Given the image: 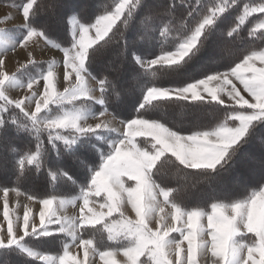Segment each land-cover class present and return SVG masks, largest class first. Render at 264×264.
I'll return each instance as SVG.
<instances>
[{
  "label": "snow or ice",
  "instance_id": "1",
  "mask_svg": "<svg viewBox=\"0 0 264 264\" xmlns=\"http://www.w3.org/2000/svg\"><path fill=\"white\" fill-rule=\"evenodd\" d=\"M240 3L112 0L96 14L61 0L12 5L22 24L19 35L0 28V53L20 48L28 59L9 73L0 55V176L16 177L14 187L0 188V256L19 252L40 264H97V257L100 264H200L203 255L210 264H264V47L228 51L255 14L247 35L264 43V0ZM233 9L234 26L218 36ZM41 16L47 21L36 23ZM40 41L63 54L62 91L56 61H37L29 51ZM100 57L105 64L96 71ZM209 62L218 67H205L199 78L188 74ZM17 88L23 96L8 94ZM163 104L209 108L212 120L169 126L152 118ZM23 136L31 140L22 144ZM239 169L246 174L240 192L213 190L193 202L200 184L211 187ZM33 174L53 188L43 198L26 194L39 209L25 204L21 215L9 193L20 196L19 182ZM61 182L78 194L56 192ZM68 205L78 215H63ZM58 239L54 254L31 246Z\"/></svg>",
  "mask_w": 264,
  "mask_h": 264
},
{
  "label": "trees",
  "instance_id": "2",
  "mask_svg": "<svg viewBox=\"0 0 264 264\" xmlns=\"http://www.w3.org/2000/svg\"><path fill=\"white\" fill-rule=\"evenodd\" d=\"M1 3L6 4H19L21 0H0ZM43 2H47V0H43ZM63 3L67 4H75L80 6H86L87 11L96 14L100 11H102L105 7H108L111 5L112 0H61ZM194 2V0H193ZM213 2V0H202L203 4H209ZM243 2H246V0H241L240 7L243 6ZM183 12L182 8L177 9V15L179 16ZM238 14V9L230 10V12L224 17L223 21L220 22V27L217 29V35H226V32L230 29V27H233L234 24L232 21L234 20V16ZM259 18L258 14H255L253 17L249 18L250 22H246L247 26H242L241 30L239 31L238 35L235 36L234 39L230 40V48L229 53L230 54H240L245 49L249 47H264V43H261L259 40L253 41L252 38L248 37L247 32L250 27L253 26V24L256 22V20ZM47 17L41 16L37 19L36 23H44L47 21ZM162 27V25H161ZM158 35V33H157ZM54 41L59 42L58 39L53 35L51 37ZM67 46V45H63ZM37 61H47V60H37ZM105 64V58L100 57L97 60V64L95 66L96 71L102 69ZM207 67L208 69H216L218 65L216 63L210 62L204 66L201 64L194 65L191 69H189V75L195 76L196 78H199V73L204 70V68ZM31 70V69H30ZM219 70H223L220 68ZM96 71H94V75L96 74ZM163 86H167V83H164ZM128 111H131L128 110ZM128 111L121 112L120 118L123 119L127 116ZM211 112V109L209 108H192L191 106L187 104H181V105H171V104H163L160 108L155 110V112L152 114V118L160 119L162 122H166L169 126H176L180 125L184 129L190 128L194 123H201V124H208L211 122L212 117L209 114ZM29 140H31V137L23 136L20 139V143H27ZM252 149L258 151V146L253 145L250 146ZM54 155V154H53ZM71 162L70 160L68 161ZM166 176L163 177L165 180H169L173 172V169L171 166H166L165 168ZM234 174V172H229L224 175L225 177H228L230 175ZM240 179V178H239ZM238 179V180H239ZM246 179V178H245ZM241 183L243 180L240 181ZM240 183V185H241ZM20 190L24 191L27 194L33 195L37 198H43L46 196L53 188V185L45 186V181L43 178V175H29L28 177L22 179L20 182ZM16 185V177L9 174L7 176H0V186L2 187H9L12 188ZM240 185L238 187H235L233 190H226V192L219 190L222 186V182L219 181H212L211 187H209V184L202 183L198 186V191L196 193H193V202H198L201 200L202 197H206L208 194L205 190L209 187L216 189L217 193H236L241 191ZM204 186L206 187L204 189ZM56 192L62 193L66 196H74L78 194L79 189L77 188L75 191H71L70 185H65L63 182L56 185ZM87 238V237H85ZM98 240L100 239L99 234H97L96 237ZM31 246L34 247L37 250L40 251H47L49 253H55L57 252L61 247L62 244L60 240L55 241H49V240H41V241H33L31 242ZM5 259L7 260V264H40V262L34 260L33 258L26 257L19 252H11L6 257L0 256V264H5Z\"/></svg>",
  "mask_w": 264,
  "mask_h": 264
},
{
  "label": "rangeland",
  "instance_id": "3",
  "mask_svg": "<svg viewBox=\"0 0 264 264\" xmlns=\"http://www.w3.org/2000/svg\"><path fill=\"white\" fill-rule=\"evenodd\" d=\"M254 2H259V0H254ZM12 5L13 4H6V3H1L0 2V28H4L5 26H8V25L9 26H19L18 24L22 23V17L20 15L18 9L13 7ZM6 10L9 11L8 14H7ZM4 11L6 13H4ZM5 17H8V19H5ZM17 30H18V35H19L20 29H17ZM41 43L43 44V46L46 45V47H43V49L44 48L45 49H50V50H53L54 52L53 53H50V52L49 53H44V51L39 49L38 53L37 52L33 53L32 52V47L35 46V45H31L30 48H29V51H31L33 53V58H38L39 60H43L42 58H44L46 56H49V57L55 56L53 58H54V60L57 63L56 69L59 70V74H57V88L58 89L62 88L61 70H62L63 65H62V60H61V54L56 48H53L49 44L48 45L45 44L44 41H41ZM38 45H39V43H38ZM36 46H37V44H36ZM19 49L20 48H16V50H19ZM15 51H12L11 49H9L6 53H0V55L4 54V55L7 56L8 54H13ZM27 59H28V54H27V52H25L22 56L15 58L14 65L11 68H9V69H12L11 71H13V69L17 68L20 64L25 63L27 61ZM9 73H11V72H9ZM94 85H95L94 81H90L89 82V86H94ZM40 90H42V82H41V85H40ZM8 94L10 96H12L13 98H18V97L24 95V90L23 89H19V88L12 89V91L8 92ZM128 110H130V109H128ZM116 126H119V125L116 124ZM245 178H246L245 171L243 169H239V175L236 172H234V174H232V175H230L228 177H225L223 179L222 186H221V188L219 190L224 191V192H226V190H228V189L229 190H231V189L233 190L235 187H238L240 185V183H241L240 181L241 180L244 181ZM206 187L204 186V189ZM0 188H2V186H0ZM213 190L217 191L216 189H214V187H212V188L208 187L205 190V192L207 191V193H210ZM20 191L22 193L20 196H17L16 193H14V192H10L9 193V205H10V207H12L13 204L18 202L19 205H20L18 211L20 212L21 215L23 213V206L25 204H28L30 207H33L34 210L38 211L39 206L37 204H33L32 202L28 201L27 198H26V194L27 193H25L22 190H20ZM76 195H74V196H76ZM2 197H3V192H0V222H3V218H2L3 199H2ZM68 197H73V196H68ZM125 212L128 213V214H131L130 213V208H125ZM62 214L66 215L68 217H72V216L78 215V210L73 208L71 205H68L62 210ZM72 251L73 252L76 251L75 247L72 249ZM199 259H200V264H210V257H208V256H203L202 255V256H200ZM97 264H100L99 259H97Z\"/></svg>",
  "mask_w": 264,
  "mask_h": 264
},
{
  "label": "crops",
  "instance_id": "4",
  "mask_svg": "<svg viewBox=\"0 0 264 264\" xmlns=\"http://www.w3.org/2000/svg\"><path fill=\"white\" fill-rule=\"evenodd\" d=\"M6 12H7V14L9 13V11H7L6 10ZM5 11H4V13H6ZM22 23H20V24H18V25H21ZM4 28H8V29H11V30H13V32L15 33V35H18V26H5ZM35 46H33L32 47V52L33 53H35V52H39V49H41L42 51H44V53H53L54 51L53 50H50V49H43V47H46V45H44L43 46V44L41 43V41L39 42V45L37 44V46H36V44H34ZM48 45V44H47ZM37 48V49H36ZM54 48V47H53ZM26 51L25 50H23V49H19V50H16L13 54H8L7 56L6 55H2L3 56V58L6 60V70L7 71H9V72H14V71H16L17 70V68H15V69H13V71H11L12 69H9V68H11L13 65H14V60H15V58L16 57H20V56H22L24 53H25ZM60 54H61V60H62V53L60 52ZM52 56V55H51ZM53 57H55V56H53ZM53 57H49V56H46V57H44V58H42L43 60H47V61H51V60H54V58ZM35 60H39L38 58H34ZM56 71H57V74H59V70L58 69H56ZM59 90H63L62 88H59ZM12 91V89H9V91L8 92H11ZM96 259H99V258H96Z\"/></svg>",
  "mask_w": 264,
  "mask_h": 264
},
{
  "label": "bare ground",
  "instance_id": "5",
  "mask_svg": "<svg viewBox=\"0 0 264 264\" xmlns=\"http://www.w3.org/2000/svg\"><path fill=\"white\" fill-rule=\"evenodd\" d=\"M37 49V48H36Z\"/></svg>",
  "mask_w": 264,
  "mask_h": 264
}]
</instances>
